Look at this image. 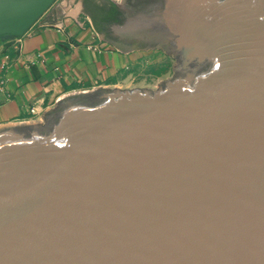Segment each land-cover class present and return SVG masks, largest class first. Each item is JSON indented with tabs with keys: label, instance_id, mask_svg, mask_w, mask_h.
I'll return each instance as SVG.
<instances>
[{
	"label": "water",
	"instance_id": "95a60500",
	"mask_svg": "<svg viewBox=\"0 0 264 264\" xmlns=\"http://www.w3.org/2000/svg\"><path fill=\"white\" fill-rule=\"evenodd\" d=\"M57 1L0 0V37ZM89 2L172 78L0 125V264H264V0Z\"/></svg>",
	"mask_w": 264,
	"mask_h": 264
},
{
	"label": "crops",
	"instance_id": "0c3cea01",
	"mask_svg": "<svg viewBox=\"0 0 264 264\" xmlns=\"http://www.w3.org/2000/svg\"><path fill=\"white\" fill-rule=\"evenodd\" d=\"M139 52L99 38L83 0H58L22 36L0 37V125L43 121L70 93L120 88Z\"/></svg>",
	"mask_w": 264,
	"mask_h": 264
},
{
	"label": "rangeland",
	"instance_id": "374dc122",
	"mask_svg": "<svg viewBox=\"0 0 264 264\" xmlns=\"http://www.w3.org/2000/svg\"><path fill=\"white\" fill-rule=\"evenodd\" d=\"M135 57L136 60L123 72L120 88L157 89L160 81L172 78V67L176 62L173 57L153 49L136 53Z\"/></svg>",
	"mask_w": 264,
	"mask_h": 264
},
{
	"label": "flooded vegetation",
	"instance_id": "af4514ba",
	"mask_svg": "<svg viewBox=\"0 0 264 264\" xmlns=\"http://www.w3.org/2000/svg\"><path fill=\"white\" fill-rule=\"evenodd\" d=\"M110 6V2H108L105 6L99 7L91 2L89 0H83V9L89 13L92 21L97 23L98 27L101 29L99 32L104 38L115 41L119 44L120 47H122L125 50H138L139 48L143 47L142 44H139L137 42H125L122 40H119L114 33L113 27L116 24L115 22H110L105 20V12L103 8H106L105 10H108Z\"/></svg>",
	"mask_w": 264,
	"mask_h": 264
},
{
	"label": "trees",
	"instance_id": "16d2710c",
	"mask_svg": "<svg viewBox=\"0 0 264 264\" xmlns=\"http://www.w3.org/2000/svg\"><path fill=\"white\" fill-rule=\"evenodd\" d=\"M106 8H103L105 12V20L115 23H120L122 21V13L117 8V6L113 3H110L109 9L105 10ZM93 23L95 25V28L98 32L101 31V29L98 27L97 23L93 19Z\"/></svg>",
	"mask_w": 264,
	"mask_h": 264
},
{
	"label": "built area",
	"instance_id": "2783aa9c",
	"mask_svg": "<svg viewBox=\"0 0 264 264\" xmlns=\"http://www.w3.org/2000/svg\"><path fill=\"white\" fill-rule=\"evenodd\" d=\"M111 1H116V2H119L120 0H111Z\"/></svg>",
	"mask_w": 264,
	"mask_h": 264
}]
</instances>
